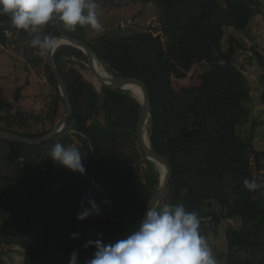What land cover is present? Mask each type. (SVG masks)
<instances>
[{
    "label": "trees",
    "instance_id": "obj_1",
    "mask_svg": "<svg viewBox=\"0 0 264 264\" xmlns=\"http://www.w3.org/2000/svg\"><path fill=\"white\" fill-rule=\"evenodd\" d=\"M126 1L155 3L158 26L122 36L106 31L93 41L84 27L73 32L57 23L44 32L79 38L110 75L145 82L152 108L149 142L173 169L158 206L182 203L196 211L204 235L226 221L227 264H264V149L255 142L264 119L252 120V90L244 75L256 60L264 80V55L253 49L239 68L232 48L223 52L214 45L216 29L243 32L257 16L264 19V0ZM8 33L18 42L31 39L0 16V45H9ZM38 52L33 62L55 86L45 110L36 116L15 111L23 87L13 103L0 105V129L28 139L49 134L66 107L47 56ZM87 61L72 45L54 53L73 108L63 132L35 146L0 139V264L4 249L14 246L23 251L24 264H69L73 251L84 264L95 251L86 242L101 233L105 243L126 238L159 189L161 168L147 159L137 138L141 98L130 89L97 84ZM196 63L210 66L201 83L176 89L174 80L188 79ZM251 122L250 136L243 138L240 129ZM56 142L80 149L84 175L48 158ZM245 179L261 187L250 192ZM82 197L94 199L101 210L83 222L77 220Z\"/></svg>",
    "mask_w": 264,
    "mask_h": 264
},
{
    "label": "clouds",
    "instance_id": "obj_2",
    "mask_svg": "<svg viewBox=\"0 0 264 264\" xmlns=\"http://www.w3.org/2000/svg\"><path fill=\"white\" fill-rule=\"evenodd\" d=\"M98 8L97 0H0V16H8L18 31L31 37L26 43L38 49L40 57L48 56L62 44L61 37L44 32L48 26L61 23L67 31L86 26L103 31ZM82 156L79 148L61 142H56L48 153L54 162L84 175ZM244 186L250 192L261 187L255 179H245ZM80 208L77 220L81 222L101 211L97 202L88 197L81 198ZM79 236L72 234L73 239ZM85 247L95 251L84 264H218L212 246L201 234L200 217L182 203L149 205L126 238L105 243L101 233L98 239L87 241ZM69 264H81L78 252L71 253Z\"/></svg>",
    "mask_w": 264,
    "mask_h": 264
},
{
    "label": "rangeland",
    "instance_id": "obj_3",
    "mask_svg": "<svg viewBox=\"0 0 264 264\" xmlns=\"http://www.w3.org/2000/svg\"><path fill=\"white\" fill-rule=\"evenodd\" d=\"M98 5L99 21L103 26V31L97 32L90 27H84L90 41L96 40L106 31L122 36L145 30L149 26H158L159 11L155 3L123 0L115 5H104L102 3H98ZM119 5L120 7H118ZM8 36L9 45L6 47L0 45V105L13 103L16 90L23 87V98L20 104L16 106L15 111L20 110L36 116L45 110L49 97L55 92L54 83L44 67L35 66L33 60L37 54V49L30 48L26 42H18L17 35L8 33ZM214 45L223 52H229L232 48L235 53L236 65L239 68L247 58L253 56V49L264 55L263 17L257 16L243 32L232 28L216 29ZM209 69L210 66L207 63H196L190 71L188 79L174 80V86L180 90L187 86L199 85L202 77ZM262 74L263 69L256 60L253 61L249 71H244L252 90L253 102L250 107L252 120L256 122L264 119V105L261 101V97L264 95ZM94 80L99 84L96 79ZM65 110L66 107L63 105L59 119L66 114ZM251 129L252 122L242 127L239 135L248 138ZM41 130L42 127H39L35 129V132ZM255 142L257 148L264 149V125L258 129ZM232 223L239 225L237 221ZM207 227H211V225ZM226 227V221L222 220L219 224L213 226L210 233L204 235L201 229V234L206 237L212 246L218 264H227L225 257L228 251L225 235ZM4 251V264H24V254L20 248L15 246L6 247Z\"/></svg>",
    "mask_w": 264,
    "mask_h": 264
},
{
    "label": "water",
    "instance_id": "obj_4",
    "mask_svg": "<svg viewBox=\"0 0 264 264\" xmlns=\"http://www.w3.org/2000/svg\"><path fill=\"white\" fill-rule=\"evenodd\" d=\"M59 37L62 38L61 45L75 46L86 54L89 71L91 75L94 77V79H96L99 82V84H101L102 86H105L106 88H110V89H127V87L132 86L141 90L142 111L137 125L138 142L142 147L143 151L145 152L147 159L157 163L159 167H163L165 169L164 174H161V183L159 189L157 190L156 194L153 196L149 204L152 205L155 203L156 205H159L167 191L169 182L172 178L173 169L170 162L164 156H162L157 151H155L151 147V145L147 143V139H146L147 125L149 124L152 116L150 94L147 85L145 84L144 81L137 78H118L113 75H110L109 77L102 76L94 66L95 63L94 61L96 56L85 41L68 35H61ZM55 51L47 56V63L50 66L52 73L54 74L60 94L64 99L66 105V114L58 120L53 130L49 134L43 137L37 139H28L20 135L0 129V139L13 143L35 146L51 140L56 135L60 134L65 130L69 122V119L73 115V108L64 79L54 62Z\"/></svg>",
    "mask_w": 264,
    "mask_h": 264
},
{
    "label": "bare ground",
    "instance_id": "obj_5",
    "mask_svg": "<svg viewBox=\"0 0 264 264\" xmlns=\"http://www.w3.org/2000/svg\"><path fill=\"white\" fill-rule=\"evenodd\" d=\"M94 66L95 68L97 69V71L104 77H109L110 74L105 70V68L101 65V63L99 62V60L97 58H95V61H94ZM127 89H130L132 90L139 98H141L142 94H141V90L136 88V87H127ZM146 139H147V143L150 145V142H149V138H148V133L146 132ZM161 168V172L162 174H164L165 172V169L163 167H160Z\"/></svg>",
    "mask_w": 264,
    "mask_h": 264
}]
</instances>
